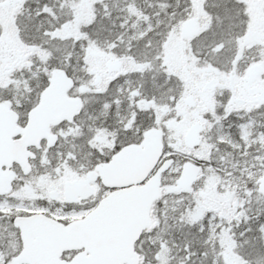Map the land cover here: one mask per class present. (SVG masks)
Here are the masks:
<instances>
[{
    "label": "snow or ice",
    "instance_id": "1",
    "mask_svg": "<svg viewBox=\"0 0 264 264\" xmlns=\"http://www.w3.org/2000/svg\"><path fill=\"white\" fill-rule=\"evenodd\" d=\"M0 264H264V0H0Z\"/></svg>",
    "mask_w": 264,
    "mask_h": 264
}]
</instances>
